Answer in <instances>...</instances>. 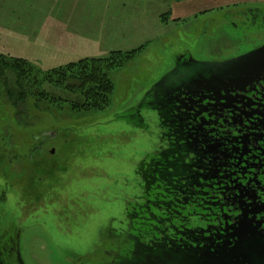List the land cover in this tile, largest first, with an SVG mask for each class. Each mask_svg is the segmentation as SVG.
Returning a JSON list of instances; mask_svg holds the SVG:
<instances>
[{
  "label": "rangeland",
  "instance_id": "rangeland-1",
  "mask_svg": "<svg viewBox=\"0 0 264 264\" xmlns=\"http://www.w3.org/2000/svg\"><path fill=\"white\" fill-rule=\"evenodd\" d=\"M83 1L88 0H0V53L13 58L32 54L41 62H30L42 72L144 46L133 61L109 72L115 90L102 110H72L60 90L54 92L62 100L51 103L53 89L47 84L41 90L48 99L39 103L30 100L13 108L0 96L4 264H144L152 246L114 231L125 224L129 205L142 203L143 177L137 169L143 166L145 175L172 171L171 156L161 153L160 130L171 122L167 110L160 109L167 84L184 72L216 67L264 45V17H243L249 8H220L179 21L171 19L174 0L119 4L125 7L120 19L133 20L116 22L120 30L112 36L113 45L104 46L116 51L22 53L13 45L16 37L39 32L49 41L55 29H62L55 17L87 6ZM79 12L70 21L92 22L84 8ZM183 257L166 264H184Z\"/></svg>",
  "mask_w": 264,
  "mask_h": 264
},
{
  "label": "flooded vegetation",
  "instance_id": "flooded-vegetation-1",
  "mask_svg": "<svg viewBox=\"0 0 264 264\" xmlns=\"http://www.w3.org/2000/svg\"><path fill=\"white\" fill-rule=\"evenodd\" d=\"M227 80L220 65H209L167 84L160 109L171 122L160 130L161 153L171 156L172 171L145 175L138 168L143 200L128 211L146 212L156 184L154 225L157 239L169 244L164 249L206 247L217 252L211 264H264V83L235 89ZM131 237L153 241L146 233ZM177 255L145 256L166 264Z\"/></svg>",
  "mask_w": 264,
  "mask_h": 264
},
{
  "label": "trees",
  "instance_id": "trees-1",
  "mask_svg": "<svg viewBox=\"0 0 264 264\" xmlns=\"http://www.w3.org/2000/svg\"><path fill=\"white\" fill-rule=\"evenodd\" d=\"M143 47L126 52H112L103 58H85L49 72H42L28 60L0 53V96L13 108H18L19 105L28 103L30 100L39 103L48 99V94L41 90L44 84H47L53 89L51 93L49 92L54 97L53 100L50 99L51 103L62 100V97L57 96L58 94L54 92L60 90L67 93L64 95L66 97L64 102L72 110L84 112L102 110L109 104L115 90L109 72L133 61ZM35 86L39 87L34 90ZM155 188H157L156 184L149 186L147 197L150 202L146 212L139 210L135 214L133 211L126 210L125 214H133L130 215V223L126 216L125 224L120 223L114 234L121 235V232H126L130 236H137L138 233L140 235L146 233L153 241L144 245L152 246L154 249L169 246L167 240L157 239L158 228L155 227L154 221L159 216V210L152 204L159 203L161 196L154 190ZM139 196L140 200H143L141 194Z\"/></svg>",
  "mask_w": 264,
  "mask_h": 264
},
{
  "label": "crops",
  "instance_id": "crops-1",
  "mask_svg": "<svg viewBox=\"0 0 264 264\" xmlns=\"http://www.w3.org/2000/svg\"><path fill=\"white\" fill-rule=\"evenodd\" d=\"M130 2L131 0H88L86 2L83 1V3H86L88 5L82 7L81 4L80 8L77 6V10L75 7V12L72 14L69 13L67 15H63L65 17H55V20L61 21H57L56 23L60 26L59 28L62 29H55L49 35V41L45 42L41 38L43 34L39 32L37 36L33 35L34 37L27 35L28 37L26 39L16 37L15 39H13V45H16L17 50L22 53H28L39 49L51 52L72 51L79 53H84V49H87V52L116 51L111 48L104 49V46L113 45L112 36L116 35V32L120 30L118 28L119 24L116 23L117 21H120L122 19L129 21H131V19L133 20V18L129 19L125 15L122 19H120L119 14L123 13L125 7H118V5L122 4L127 6V4H129ZM89 4H91V7L89 6ZM240 7L249 8V10L246 8V11L243 10L241 12L243 17H254V19H257L258 16L264 17V13L262 11V9L264 8V0H188L171 3L170 11L171 19L180 21L195 18L196 16H200L201 13L206 14L213 11H217L220 10V8L228 9ZM83 8L85 9V11L89 12L88 15H90V20L92 22L86 24L78 18V21H70L72 19L71 16L75 14L76 16H79V11H82ZM111 11H113V13H111ZM252 14L256 16H252ZM65 25L68 26L64 27ZM2 35L3 32L0 30V40ZM2 45L3 44L0 43V48L4 46ZM20 45L21 47H19ZM20 57L29 61H36V63L41 62L40 58H35L34 60L32 54L27 56L20 55Z\"/></svg>",
  "mask_w": 264,
  "mask_h": 264
},
{
  "label": "water",
  "instance_id": "water-1",
  "mask_svg": "<svg viewBox=\"0 0 264 264\" xmlns=\"http://www.w3.org/2000/svg\"><path fill=\"white\" fill-rule=\"evenodd\" d=\"M219 65L225 70V74L228 77L227 85L229 88L234 86L235 89L236 87H242L245 89L247 86L257 82L264 83V45L241 57L221 63ZM235 89L234 91H236ZM52 153H54V150ZM163 251H174L175 253L184 256L183 258L187 259L184 264H211L213 261H215L213 254L217 253L215 251H211V249H206V247L199 248L197 246L186 251H182L183 253L177 250H168L164 248L154 249L153 247L147 252L153 254V256H156L160 253H163ZM154 258L155 257H150L148 258V261L144 259V264H158L159 261Z\"/></svg>",
  "mask_w": 264,
  "mask_h": 264
}]
</instances>
